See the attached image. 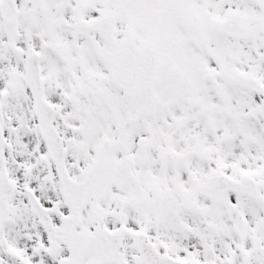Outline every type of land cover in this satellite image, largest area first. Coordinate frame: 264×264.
I'll return each instance as SVG.
<instances>
[{"label":"snow or ice","instance_id":"1","mask_svg":"<svg viewBox=\"0 0 264 264\" xmlns=\"http://www.w3.org/2000/svg\"><path fill=\"white\" fill-rule=\"evenodd\" d=\"M0 264H264V0H0Z\"/></svg>","mask_w":264,"mask_h":264}]
</instances>
